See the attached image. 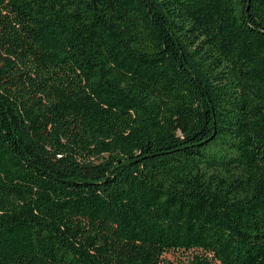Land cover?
Listing matches in <instances>:
<instances>
[{
    "label": "trees",
    "instance_id": "obj_1",
    "mask_svg": "<svg viewBox=\"0 0 264 264\" xmlns=\"http://www.w3.org/2000/svg\"><path fill=\"white\" fill-rule=\"evenodd\" d=\"M264 264V0H0V264Z\"/></svg>",
    "mask_w": 264,
    "mask_h": 264
},
{
    "label": "rangeland",
    "instance_id": "obj_2",
    "mask_svg": "<svg viewBox=\"0 0 264 264\" xmlns=\"http://www.w3.org/2000/svg\"><path fill=\"white\" fill-rule=\"evenodd\" d=\"M179 259H180L179 261L184 262V264H185V262H186V261L184 260L185 257H180Z\"/></svg>",
    "mask_w": 264,
    "mask_h": 264
}]
</instances>
